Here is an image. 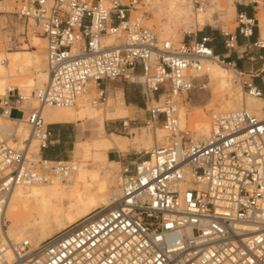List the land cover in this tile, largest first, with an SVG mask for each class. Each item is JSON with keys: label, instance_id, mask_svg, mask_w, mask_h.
Returning <instances> with one entry per match:
<instances>
[{"label": "built area", "instance_id": "obj_1", "mask_svg": "<svg viewBox=\"0 0 264 264\" xmlns=\"http://www.w3.org/2000/svg\"><path fill=\"white\" fill-rule=\"evenodd\" d=\"M139 1L18 0L13 16L22 35L45 41L48 79L37 109L24 108L18 90L0 98V114L10 127L29 130L20 139L0 125V264H264V117L244 108L213 114L203 138L182 128L178 116L179 99L192 101L204 88V64L213 60L237 73L246 97L264 99V58L263 69L247 80L218 53L221 45L225 53L238 54L239 39L248 49L264 50L260 4L235 0L236 31L222 29L221 41L199 31L175 44L160 41L133 18ZM178 1L199 14L215 0ZM132 79L141 81L149 99L146 124L163 129L164 143L121 167V196L111 205L37 246L14 243L4 211L15 188L66 179L75 170L71 162L45 155L54 143L41 108L75 107L92 85L93 103L102 107L109 83ZM15 111L19 118L12 117Z\"/></svg>", "mask_w": 264, "mask_h": 264}, {"label": "bare ground", "instance_id": "obj_2", "mask_svg": "<svg viewBox=\"0 0 264 264\" xmlns=\"http://www.w3.org/2000/svg\"><path fill=\"white\" fill-rule=\"evenodd\" d=\"M166 1L169 17H179L187 22L193 21L197 29L207 24H217L215 13L226 9V5L215 0L202 13L192 14L191 9L178 0ZM255 1L260 4L259 11L264 10L263 0ZM138 4L136 10L133 11L134 13L138 10ZM231 7L234 9L235 4ZM0 13L14 14V12L6 11H0ZM257 18L260 23L261 37L264 38V12H258ZM138 20L141 22L140 18ZM192 32L194 31H187L186 34H193ZM175 36L176 33L174 32L170 35L166 33L163 38L177 44L174 41ZM33 42V51L25 47L22 51L12 53L7 50L0 51V98H4L12 90H18L24 99L23 107L31 108L29 101H33L32 107L37 109L40 105L36 97L47 82L48 72L46 56L39 53L40 49L44 48L42 43L45 41L35 36ZM106 43L109 44L110 41ZM13 44L15 43L13 42ZM204 74L209 77L211 85L215 88L213 99L204 106L195 108L194 112L190 114L184 107L178 109L182 128L188 123L189 126H192H190L192 131L203 138H208L211 132V121L208 116L210 109L222 113L244 108L261 118L264 117V99L246 97L242 87L239 88L234 85V73L224 68L221 62L218 60L206 62ZM38 86L40 88L34 95L33 93ZM90 97L91 95L87 93L75 107L71 108H41L42 119L46 125L48 123L44 111L49 109H55L50 118L54 122H80L89 119L96 120L99 124L96 133L94 132L92 137L88 139V145L78 144L71 150L74 160L69 162L74 165L75 170L68 178H56L48 183H34L15 188L4 211L5 223H10L8 234L14 243L29 241L33 246H37L68 226L87 217L96 209L111 205L121 196L119 183L121 181V162L119 159L110 160L109 153L129 152L137 143L141 149L150 151L156 143L152 140L151 132L148 129L143 133L140 132L141 130H131L132 134H136L132 138L116 134L108 136L105 131L106 120L133 117V113L123 100H119L117 106L111 111L113 104L108 108L105 107V109L96 107L93 102V104L90 103L92 101ZM216 101H218L217 104L214 103ZM4 119L11 123L9 119L0 114V122ZM0 125L6 131L11 128V132H14L20 139H26L29 136V130L23 125L14 127V129L9 125ZM155 129L159 134L158 137L162 140L164 137L163 129L157 126ZM161 132L162 134H160ZM36 144V142L31 143V153L38 159L40 158V151L39 147L34 149Z\"/></svg>", "mask_w": 264, "mask_h": 264}, {"label": "rangeland", "instance_id": "obj_3", "mask_svg": "<svg viewBox=\"0 0 264 264\" xmlns=\"http://www.w3.org/2000/svg\"><path fill=\"white\" fill-rule=\"evenodd\" d=\"M221 3H223L224 5H226V9L224 11H219L215 13V22L217 24L215 25H210L207 24L206 26H201L199 27V29H197L194 26L193 21H184L181 20V18L177 17V18H172L169 17L168 14V3L166 0H140L139 4H138V10L136 11V13H133V18L135 19H141L142 25L144 27H146L147 29L153 30L157 33L158 38L160 39V41H165L166 38H163V35H165L167 33V35H170L171 33H176V38L174 39V41L179 44L180 42H182V40L184 39L186 32L187 31H194L192 33H197L199 31H201L203 34H207V35H213L215 37H218V39L221 41V30L223 29L226 32L232 33L234 34L237 28V22H236V9L234 7V9L231 7L235 0H219ZM18 0H0V11H6V12H14L15 8H17V3ZM219 2V3H220ZM264 12L263 9H261L259 12L261 13ZM143 17V18H142ZM7 25V26H6ZM11 29H9L10 27ZM5 29V30H3ZM15 33H12V30ZM2 30V31H1ZM23 33V26L20 22H18L16 19H13V15L8 14V13H0V51L2 50H7L8 52H18V51H22L23 48H27L30 51H33L34 49L32 48L34 46V42H33V38L35 37V35L29 37L28 39L25 38V36L22 35ZM12 34H14L12 36ZM202 34H199V36H201ZM11 36V37H10ZM14 37V38H13ZM38 37V36H37ZM10 39H12V42L10 41ZM10 41V42H8ZM13 42L15 44H13ZM9 44V45H8ZM42 46H44V48H42V50L40 49L39 53L43 54L45 56V43H42ZM12 47V49L10 48ZM252 51L257 52L256 48H251ZM37 51V50H36ZM222 48L221 45L218 48V52H221ZM243 50H241L240 48L238 49L239 53H242ZM248 51H251L250 49ZM224 68L231 70L233 74V81H234V85L241 88V84L240 81L237 77V73L226 67L225 65H222ZM202 86H204V88H202V90L198 91L195 93L194 98L192 99V101H187L184 102L183 100L179 99L178 101V106L179 109L184 107L187 111L188 114L193 113L195 108H198L200 106H204L205 104L209 103L212 99H213V91H215V88L211 85V82L209 80V77L206 76L202 79ZM240 84V85H239ZM239 85V86H238ZM40 86H38V88L34 91V95H36V93L38 92ZM109 95L114 94L115 92H119V90H122V92L125 95V100L128 106H132L133 104H135L134 102H136V106L134 107L136 108V110H146L145 107H143V101H142V96H141V81L139 79H132L130 83L121 81V82H115V83H111L109 86ZM93 90V91H92ZM93 93H92V92ZM91 91L89 92V94L91 95V104H93V100L95 98H97L96 95V86L92 85L91 86ZM111 97H114V95ZM89 98V99H90ZM109 103V104H108ZM107 106H102L100 108L105 109L108 108V106L112 105V102L108 101ZM215 104L218 103V101L214 102ZM155 103H152L151 105H149V107L153 106ZM29 106L32 107L33 106V101H29ZM133 107V106H132ZM33 108V107H32ZM53 110L55 111V109H49L48 112H53ZM59 110V109H56ZM219 111H215L214 109H210L208 110V116L209 119L211 121V116L213 115V113H217ZM142 115H143V120H140L139 122H137V125H131V127H129L127 130L122 129V127H119V123L118 121L116 122H107L106 123V131L111 133H117L120 135H123V137H132L131 135H129V132L131 129L134 128H142L140 129V132H144L146 129H148L151 132V138L154 142V146L152 147V149L156 146H160L163 142L164 139L166 137V133H163V142L161 140V138L158 137V133L156 131L155 128H150L149 126H147L146 123H144L145 121V112L141 111ZM21 116L20 113L18 112H13L12 117L13 118H19ZM83 123V127L87 128L85 130L82 129V131H85L84 134H82V138L86 139L89 138L90 136V131H91V135L96 131L98 128V122L95 120H89V119H85L84 121H82ZM0 124H4V125H12L11 123H9L8 121H6L5 119L3 121L0 122ZM191 126V125H190ZM189 126L188 123H186V127L190 130H193L191 127ZM157 127H160L157 125ZM115 128H118V131L115 132ZM67 130L70 131L71 133V137L74 140V142L77 140L79 134H80V130L81 128L75 125H70V126H66ZM139 131V130H138ZM106 132V133H107ZM114 133L108 134L107 135H112ZM162 134V132L160 133ZM134 136V135H133ZM157 136V137H156ZM159 140L160 143H159ZM162 142V143H161ZM89 144V141H84L82 143V146H86ZM158 144V145H157ZM34 149H38V146L36 144V146L34 145ZM151 149V150H152ZM67 150H69L68 146L63 147L62 150L55 152V158L58 160H62L65 159L67 161H72V159L74 160V157L72 155H69V153L67 152ZM132 150H136V151H144L143 149H141L139 143H137L136 145H134L132 147ZM128 154H126L122 160H134L135 159V154L137 153L136 151H132ZM147 151V150H145ZM126 153V152H123ZM109 158L110 160H117V155L113 152H111L109 154ZM120 176H121V169H120ZM121 178V177H120ZM121 183V182H119ZM7 227L8 229L10 228V223H7Z\"/></svg>", "mask_w": 264, "mask_h": 264}, {"label": "crops", "instance_id": "obj_4", "mask_svg": "<svg viewBox=\"0 0 264 264\" xmlns=\"http://www.w3.org/2000/svg\"><path fill=\"white\" fill-rule=\"evenodd\" d=\"M250 14V12H249ZM257 37V34L255 35L254 39H252V42L255 41V38ZM241 49L243 50L242 53H230V54H227L225 53L224 51H221V52H218L220 55H225L228 59L229 62H232L235 64L236 66V70L239 71V72H242L245 74V79H249V76H250V73L252 72H255L257 70H262L263 69V63L262 61L259 59V57H262L264 58V50H259V49H256L257 52H254L252 51V49H250L251 51H248V46L239 39L238 41V49ZM252 58V60H251ZM262 77H264V75H261ZM121 82V81H119ZM255 82L260 85V79H257L255 80ZM115 83V82H113ZM111 83L108 84V88L110 86ZM142 87V90H141V96H142V101H143V107H145L146 110H136V108L134 107H137L135 104L136 102H134L135 104H133L132 106H128L127 103H126V100H125V95L124 93L122 92V90H119V92H115L114 94H111L112 96L114 95V97H111V95L108 96V101H111L112 102V107L110 110L112 111L114 109L115 106H117L119 100H123L126 104V106L128 108H130V110L132 111L131 113H133V117L131 116H128L127 118H124V119H115V120H106L105 121V131H106V123L107 122H120L119 123V127H122V129L124 130H127L129 127H131V125H137V122H139L140 120H143V115L141 113V111H144L145 112V121L144 123H146L149 119V113H148V110H147V107H146V104H148V97L145 93V90ZM110 89V88H109ZM154 102V101H153ZM32 108V107H31ZM52 113L53 112H48V110H45L44 111V116H45V119L48 123V125H51V130L53 132V147H51L47 152H45V155L48 156V158L52 159V160H56V158L54 157L56 154L55 152L57 151H60L62 150L63 147H66L68 146L69 150H67V152L69 153V155H72V152L71 150L73 149L74 146H77L78 144H82L84 141H87L88 139H90L92 137L91 135V131H90V136L89 138H86V139H83L82 138V134L85 133V131H82L87 129V128H84L83 126V123L82 121L80 122H65V121H62V122H54L52 120H50L51 116H52ZM70 125H75V126H78L81 128V132L77 138V140L74 142V140L72 139L71 137V133L69 130L65 129L66 126H70ZM142 128H134V129H131L132 131L136 130H140ZM130 130L129 132V135H131L132 131ZM118 131V128H115V132ZM107 132V131H106ZM108 134H111V133H114V132H107ZM116 135H119V136H123V135H120V134H117V133H114ZM136 134H132L131 136L134 137ZM125 137V136H124ZM130 137V138H132ZM129 138V137H127ZM132 151H136V150H132ZM145 151V150H144ZM131 151L129 152H126V153H116V152H113L117 155V159L120 160L121 162V167H126V166H131L135 163H137L141 157H139L138 151H136L137 153L135 154V159L134 160H122V158L130 153ZM111 153V152H110ZM109 153V154H110ZM133 167V166H132Z\"/></svg>", "mask_w": 264, "mask_h": 264}]
</instances>
